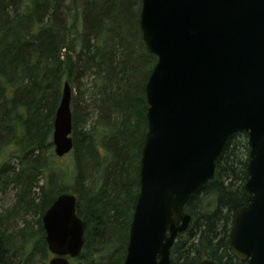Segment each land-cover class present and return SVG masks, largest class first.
I'll list each match as a JSON object with an SVG mask.
<instances>
[{
	"label": "trees",
	"instance_id": "1",
	"mask_svg": "<svg viewBox=\"0 0 264 264\" xmlns=\"http://www.w3.org/2000/svg\"><path fill=\"white\" fill-rule=\"evenodd\" d=\"M140 6L141 0H0V195L13 189L15 196L0 224L20 211L37 217L35 231L28 222L10 234L0 228V264L52 257L41 217L62 193L75 195L84 227L82 250L70 262L123 264L147 132L144 86L156 63L140 43ZM64 83L71 89L73 148L59 159L51 140ZM248 159L246 134L231 135L213 179L184 206L190 224L170 249L171 264H246L230 254L229 234L236 210L248 203Z\"/></svg>",
	"mask_w": 264,
	"mask_h": 264
},
{
	"label": "water",
	"instance_id": "2",
	"mask_svg": "<svg viewBox=\"0 0 264 264\" xmlns=\"http://www.w3.org/2000/svg\"><path fill=\"white\" fill-rule=\"evenodd\" d=\"M139 30L156 63L144 86L147 132L123 264H171L170 249L190 224L184 206L213 179L236 133L249 146L248 203L234 214L229 252L264 264V0H141ZM71 133L64 83L53 120L55 157L72 151ZM41 224L47 264H72L84 235L75 195H58Z\"/></svg>",
	"mask_w": 264,
	"mask_h": 264
},
{
	"label": "rangeland",
	"instance_id": "3",
	"mask_svg": "<svg viewBox=\"0 0 264 264\" xmlns=\"http://www.w3.org/2000/svg\"><path fill=\"white\" fill-rule=\"evenodd\" d=\"M91 82V79H85L83 80V84L85 86H89ZM73 94H75V91H73ZM95 121V115H92L91 120L88 122V125L91 126L93 122ZM65 161H62L61 164L59 163V166L64 165ZM90 181H87L86 186L88 187L90 185ZM43 181L41 180L39 185H42ZM15 202V196H14V190L10 189L5 194L0 195V216L5 215L9 212L11 207L13 206ZM3 221V220H2ZM37 217L33 214H26L23 211H20L16 216H12L5 221H3V225L0 224L1 230H3L6 234H10L15 231H19L23 227H25V222L29 223V226L33 231L37 229ZM29 250V248L26 249V252ZM48 263V260L45 262V264ZM31 264H39L38 259L36 258L33 263Z\"/></svg>",
	"mask_w": 264,
	"mask_h": 264
}]
</instances>
